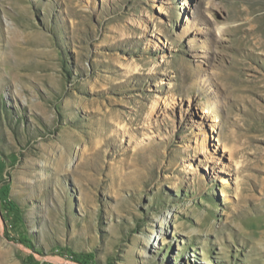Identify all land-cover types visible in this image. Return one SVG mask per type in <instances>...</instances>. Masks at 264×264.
<instances>
[{
	"label": "rangeland",
	"instance_id": "1",
	"mask_svg": "<svg viewBox=\"0 0 264 264\" xmlns=\"http://www.w3.org/2000/svg\"><path fill=\"white\" fill-rule=\"evenodd\" d=\"M3 262L264 264V0H0Z\"/></svg>",
	"mask_w": 264,
	"mask_h": 264
},
{
	"label": "bare ground",
	"instance_id": "2",
	"mask_svg": "<svg viewBox=\"0 0 264 264\" xmlns=\"http://www.w3.org/2000/svg\"><path fill=\"white\" fill-rule=\"evenodd\" d=\"M152 245H153V244H150V247H153ZM3 264H7V263H6V262H5V263L3 262Z\"/></svg>",
	"mask_w": 264,
	"mask_h": 264
}]
</instances>
